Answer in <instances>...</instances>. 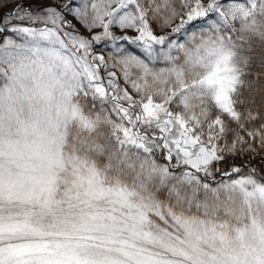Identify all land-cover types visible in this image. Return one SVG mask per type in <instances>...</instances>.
I'll use <instances>...</instances> for the list:
<instances>
[{"label":"snow or ice","instance_id":"6c2138e0","mask_svg":"<svg viewBox=\"0 0 264 264\" xmlns=\"http://www.w3.org/2000/svg\"><path fill=\"white\" fill-rule=\"evenodd\" d=\"M8 3L0 264H264V0Z\"/></svg>","mask_w":264,"mask_h":264},{"label":"trees","instance_id":"16d2710c","mask_svg":"<svg viewBox=\"0 0 264 264\" xmlns=\"http://www.w3.org/2000/svg\"><path fill=\"white\" fill-rule=\"evenodd\" d=\"M17 2H19V0H17ZM10 4H12V3H8L7 5H10ZM259 51L260 50L258 48L257 49V58L255 59V63H254V66H253V73H255L256 69L259 67V58H258ZM251 78L252 77L250 76L249 79H251ZM257 92H258V89H257ZM256 99H257V103H259V96L258 95L256 96ZM261 161H264V155H255L254 158L250 161V163L253 166L259 168Z\"/></svg>","mask_w":264,"mask_h":264},{"label":"rangeland","instance_id":"374dc122","mask_svg":"<svg viewBox=\"0 0 264 264\" xmlns=\"http://www.w3.org/2000/svg\"><path fill=\"white\" fill-rule=\"evenodd\" d=\"M24 2L27 3V2H30V0H24ZM31 2H37V0H31ZM10 8H12L11 5H7V6H5V8H2L1 11H3V13H4V12H6L8 9H10ZM3 13H2V14H3ZM2 14H1V15H2Z\"/></svg>","mask_w":264,"mask_h":264},{"label":"water","instance_id":"95a60500","mask_svg":"<svg viewBox=\"0 0 264 264\" xmlns=\"http://www.w3.org/2000/svg\"><path fill=\"white\" fill-rule=\"evenodd\" d=\"M14 5L12 4L11 7H13ZM3 13V11L0 12V15Z\"/></svg>","mask_w":264,"mask_h":264}]
</instances>
